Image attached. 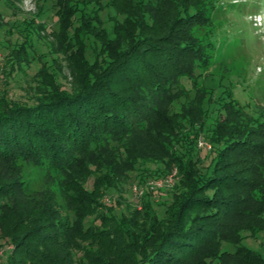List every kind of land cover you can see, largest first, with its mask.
Instances as JSON below:
<instances>
[{
    "label": "trees",
    "instance_id": "1",
    "mask_svg": "<svg viewBox=\"0 0 264 264\" xmlns=\"http://www.w3.org/2000/svg\"><path fill=\"white\" fill-rule=\"evenodd\" d=\"M56 5L71 89L44 70L32 104L0 96V264H264L242 244L264 231V109L206 79L214 4ZM25 164L46 170L44 187ZM140 168L177 170L163 216L149 200L128 211L119 198L102 201Z\"/></svg>",
    "mask_w": 264,
    "mask_h": 264
},
{
    "label": "rangeland",
    "instance_id": "2",
    "mask_svg": "<svg viewBox=\"0 0 264 264\" xmlns=\"http://www.w3.org/2000/svg\"><path fill=\"white\" fill-rule=\"evenodd\" d=\"M206 1L214 4L210 24L205 28L212 41L209 47L212 67L205 70L206 79L219 80L241 104L247 103L251 112L258 114L264 109V0ZM56 3L57 0H0V96L4 93L14 102L32 104L37 100V74L44 70L54 74L63 87L71 89L76 74L63 45L57 43ZM41 4L44 10L38 13ZM114 14L113 10L105 9L100 13L106 24H111ZM25 52H29L28 56H24ZM88 56L91 57L90 50ZM205 146L210 147V143L202 136L198 141L201 154ZM143 170L132 172L120 190L108 191L102 201L109 203L110 197L119 198V209L128 211L142 209L144 200H149L150 206L163 216L166 205L162 202L166 193L176 188L177 170L148 175ZM24 171L36 189L46 185L41 183L46 177L45 169L25 164ZM87 187L93 188V177L88 179ZM2 243L5 253L11 249L5 240ZM242 244L264 256V231L246 236ZM223 247L236 248L228 242Z\"/></svg>",
    "mask_w": 264,
    "mask_h": 264
},
{
    "label": "built area",
    "instance_id": "3",
    "mask_svg": "<svg viewBox=\"0 0 264 264\" xmlns=\"http://www.w3.org/2000/svg\"><path fill=\"white\" fill-rule=\"evenodd\" d=\"M158 184H159V186L162 185V184H160V183H158Z\"/></svg>",
    "mask_w": 264,
    "mask_h": 264
}]
</instances>
